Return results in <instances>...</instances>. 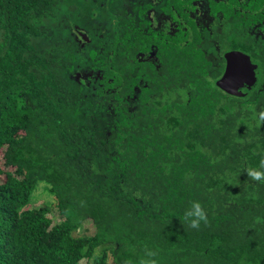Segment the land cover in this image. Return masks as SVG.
Listing matches in <instances>:
<instances>
[{
  "label": "trees",
  "instance_id": "1",
  "mask_svg": "<svg viewBox=\"0 0 264 264\" xmlns=\"http://www.w3.org/2000/svg\"><path fill=\"white\" fill-rule=\"evenodd\" d=\"M83 1L107 34L45 49L63 4L0 0V264H139L145 248L158 264H264V182L245 171L264 159V74L243 97L215 85L223 49L191 0Z\"/></svg>",
  "mask_w": 264,
  "mask_h": 264
},
{
  "label": "flooded vegetation",
  "instance_id": "2",
  "mask_svg": "<svg viewBox=\"0 0 264 264\" xmlns=\"http://www.w3.org/2000/svg\"><path fill=\"white\" fill-rule=\"evenodd\" d=\"M195 5L193 11L188 10V15L193 19L200 33V37H207L209 33H213V44L217 47H222L224 57V68L220 76H222L226 66V56L232 53H239L250 61V66L257 74V82L260 74H264V0H191ZM155 0H133L130 5L124 6L127 11L133 9V6L139 4H151ZM87 7L89 4L86 5ZM99 12V11H98ZM153 9L147 8L146 17L152 20L155 18ZM167 14L160 13L157 15V21L152 22V25L160 26L165 24ZM96 17V16H95ZM97 19V18H96ZM169 24V17L167 16ZM136 22H138V12L136 13ZM181 23H186L184 20ZM178 23L173 22V25ZM172 25L169 24V27ZM103 27H106L102 32L97 34L83 33L74 31L77 43L89 42L92 38L100 37L107 34L109 29L106 21H103ZM109 31V30H108ZM170 32V31H169ZM83 34L86 38L83 37ZM79 40L78 41V39ZM77 76L87 77L91 75L90 71H77ZM252 87L247 94L254 88ZM220 89V88H219ZM223 91V90H222ZM224 92V91H223ZM226 93V92H225ZM228 94V93H226Z\"/></svg>",
  "mask_w": 264,
  "mask_h": 264
},
{
  "label": "rangeland",
  "instance_id": "3",
  "mask_svg": "<svg viewBox=\"0 0 264 264\" xmlns=\"http://www.w3.org/2000/svg\"><path fill=\"white\" fill-rule=\"evenodd\" d=\"M59 4H63V11L57 14L54 18L47 20L45 25H48V37L39 42L41 48H48L54 45L62 47L77 46V37L74 31H80L91 35V33L102 32L106 27H103V21L96 19V14H99L95 7L89 5L83 0H56ZM92 8V9H90ZM94 9V10H93ZM81 40L80 37L78 41ZM3 177L0 176V181ZM43 201L40 199L38 203ZM57 216V212H54ZM50 214V216H53ZM94 228L90 222H86L81 234H92Z\"/></svg>",
  "mask_w": 264,
  "mask_h": 264
},
{
  "label": "water",
  "instance_id": "4",
  "mask_svg": "<svg viewBox=\"0 0 264 264\" xmlns=\"http://www.w3.org/2000/svg\"><path fill=\"white\" fill-rule=\"evenodd\" d=\"M83 37L86 38L84 34ZM256 82L257 74L250 66V61L235 52L226 56V66L216 86L229 95L243 97Z\"/></svg>",
  "mask_w": 264,
  "mask_h": 264
},
{
  "label": "clouds",
  "instance_id": "5",
  "mask_svg": "<svg viewBox=\"0 0 264 264\" xmlns=\"http://www.w3.org/2000/svg\"><path fill=\"white\" fill-rule=\"evenodd\" d=\"M247 176L252 180L264 182V159L260 161V167L257 169H246ZM183 220L190 228L199 230L201 223H209L207 213L199 201H192L191 206L185 211ZM259 222V218H257ZM158 252L156 250L145 248L144 255L140 258L139 264H158L156 259Z\"/></svg>",
  "mask_w": 264,
  "mask_h": 264
}]
</instances>
